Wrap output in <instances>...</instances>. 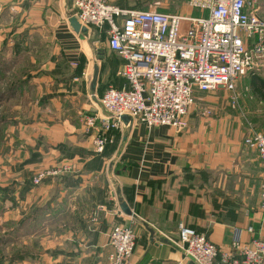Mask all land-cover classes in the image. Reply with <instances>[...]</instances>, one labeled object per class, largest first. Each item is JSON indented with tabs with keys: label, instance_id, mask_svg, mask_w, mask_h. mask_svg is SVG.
Instances as JSON below:
<instances>
[{
	"label": "crops",
	"instance_id": "obj_1",
	"mask_svg": "<svg viewBox=\"0 0 264 264\" xmlns=\"http://www.w3.org/2000/svg\"><path fill=\"white\" fill-rule=\"evenodd\" d=\"M108 2L126 10L147 7L144 0ZM0 4V54L34 58L28 70L14 68L12 77L23 82L4 102L9 113L1 130L0 202L13 214L4 217L7 234L18 236L26 225L57 214L63 200L72 210L65 229L53 232L50 247L12 245L8 252L1 249L3 264H110L109 234L118 224L131 226L136 235L131 264H196L176 244L181 222L204 233L222 252L231 251L234 240L264 239V162L244 144L253 129L249 118L264 104L254 94L252 76L242 95L255 98L260 110H247L250 116L224 114L213 98L203 109L192 108L183 133L123 121L99 155L93 144L97 133L86 134L82 119L106 116L99 99L111 87H124L118 76L124 59L111 51L105 33L94 53L97 28L89 27L83 39L73 31L74 0ZM186 6L192 16L200 14ZM34 33H46L49 41L32 38ZM38 48L39 53L32 50ZM210 108L212 114L206 115ZM44 171L57 174L35 184ZM123 203L136 216L125 215ZM101 206L108 212L95 219Z\"/></svg>",
	"mask_w": 264,
	"mask_h": 264
},
{
	"label": "built area",
	"instance_id": "obj_2",
	"mask_svg": "<svg viewBox=\"0 0 264 264\" xmlns=\"http://www.w3.org/2000/svg\"><path fill=\"white\" fill-rule=\"evenodd\" d=\"M187 5L200 15L126 10L108 0H74L75 17L81 25L105 33L111 51L125 61L118 72L124 87H111L99 99L106 116L85 114L82 119L86 134L97 133L93 141L96 153L101 154L112 142L107 133L119 128L123 116L149 128L166 126L183 133L197 104L196 93L224 89L230 93V106L239 105V80L264 63V18L259 0H188ZM2 10L0 4V15ZM204 112L210 115L212 108ZM244 144L264 162L262 132L251 128ZM53 174L57 172H39L34 183ZM260 201L264 213V183ZM100 212L107 213L106 206L94 211L95 219ZM178 228L176 244L196 264H264V239L234 240L231 251L222 252L204 233L183 222ZM248 232L255 234V229L249 227ZM109 245L113 250L110 264H131L136 247L132 227L115 225Z\"/></svg>",
	"mask_w": 264,
	"mask_h": 264
},
{
	"label": "rangeland",
	"instance_id": "obj_3",
	"mask_svg": "<svg viewBox=\"0 0 264 264\" xmlns=\"http://www.w3.org/2000/svg\"><path fill=\"white\" fill-rule=\"evenodd\" d=\"M145 7L144 9H139L143 11H153V12H159V13H168V14H185L186 16L191 15L189 13V10L187 8V0H144ZM259 7H260V15L262 18H264V0H259ZM187 12V13H186ZM195 16H199L200 14L195 13ZM15 22V21H14ZM34 39H40L42 40L45 39V41L48 40V35L45 36L41 35L40 33H34L33 37ZM94 40L98 41V43L93 44L92 48L94 50V53L96 54V48L100 47V44L105 42V34L101 32H97L96 36L94 37ZM7 50V49H4ZM35 50L37 53H39L40 49H32ZM15 51L17 52V47H15ZM33 56H25L24 54L18 56H11V57H6L4 54H0V153H2V147H1V130L2 127L4 126V122L6 121V117L9 113L8 111V104L5 106V98L8 97L10 90L15 86L22 83V80H18L12 77L11 73H17V72H12L18 66L20 69L23 67H27L28 64L32 61ZM34 59V58H33ZM110 60H113L112 57H110ZM17 67V69H18ZM28 70V68H25ZM252 75L256 76H262L264 77V63L257 67L253 73L248 75L247 77H244L238 84L237 89L238 92L240 93V102L237 107H232L229 104V96L230 93L225 91L224 89H219L216 92L212 93H200L196 96V108L202 107L205 108L206 104L209 105L211 101H213V98H216V102H219L222 106V111L224 114H234V113H239V114H246L248 116L249 112L253 114L251 111L254 107L259 108V106L256 105L258 102L257 100L254 99H249L250 97L244 96L243 90L245 91V87H248L249 85V77ZM260 76V77H261ZM253 104H250L251 102ZM249 101V102H248ZM8 103V102H7ZM246 105V106H245ZM248 105L251 106V108L248 107ZM209 107V106H208ZM249 112H248V111ZM257 115H254V117L250 116V121L252 127L256 131H260L264 133V104L262 105L261 112L255 113ZM2 162H0L1 164ZM250 186V185H249ZM252 187H256V185H252ZM260 187V185H258ZM214 193V192H213ZM56 192H54V195ZM219 194L217 193V196ZM53 195L51 196V198ZM67 197V195H66ZM64 203L59 205V209L57 214H52L49 218H40V223H31L25 226L22 230H20L18 236L15 235H9L8 233V227L5 226L6 221H4V217H8L9 213L7 212L8 208L5 206H2V203L0 202V255H2V250L8 252V249L13 247L12 245H22L23 243L28 242V247H38V248H46L51 246V236L53 232H57L61 229H65L66 226V221L69 219L71 216L70 214L72 213V210L69 208L67 209L68 203L66 200H63ZM7 212V213H6ZM13 215V214H12ZM11 215V217H12ZM35 217L36 213L33 214ZM129 221V220H128ZM2 235L4 238H2ZM56 242V241H54Z\"/></svg>",
	"mask_w": 264,
	"mask_h": 264
},
{
	"label": "water",
	"instance_id": "obj_4",
	"mask_svg": "<svg viewBox=\"0 0 264 264\" xmlns=\"http://www.w3.org/2000/svg\"><path fill=\"white\" fill-rule=\"evenodd\" d=\"M69 24L72 27L73 31L77 35H79L82 39L84 37L88 36L89 29L85 26H82L81 23L78 21L77 17H75V16L70 17L69 18ZM132 120L133 119L131 117H128V116L122 117V121H124V122H130ZM121 210L127 216H130V217L136 216V214L129 208V206L126 203H123L121 205Z\"/></svg>",
	"mask_w": 264,
	"mask_h": 264
},
{
	"label": "trees",
	"instance_id": "obj_5",
	"mask_svg": "<svg viewBox=\"0 0 264 264\" xmlns=\"http://www.w3.org/2000/svg\"><path fill=\"white\" fill-rule=\"evenodd\" d=\"M251 86H252V89L254 91V94H256V95L258 94L264 100V79H262V78H260L259 76H256V75H252ZM112 131L108 132L107 135H108L109 138L112 137V139H114V137L111 135ZM112 142H113V140H112ZM112 142H109L106 145L104 151L101 154L105 153L107 146L110 143H112ZM101 154H99V155H101ZM1 191L2 190H0V194H1ZM0 264H3V255H0Z\"/></svg>",
	"mask_w": 264,
	"mask_h": 264
}]
</instances>
